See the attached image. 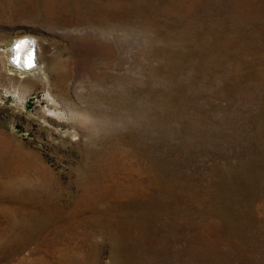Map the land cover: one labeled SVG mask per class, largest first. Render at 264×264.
I'll return each mask as SVG.
<instances>
[{
	"label": "rangeland",
	"instance_id": "obj_1",
	"mask_svg": "<svg viewBox=\"0 0 264 264\" xmlns=\"http://www.w3.org/2000/svg\"><path fill=\"white\" fill-rule=\"evenodd\" d=\"M0 264H264V0H0Z\"/></svg>",
	"mask_w": 264,
	"mask_h": 264
},
{
	"label": "bare ground",
	"instance_id": "obj_2",
	"mask_svg": "<svg viewBox=\"0 0 264 264\" xmlns=\"http://www.w3.org/2000/svg\"><path fill=\"white\" fill-rule=\"evenodd\" d=\"M24 38V37H23ZM30 40H32L30 38ZM29 38L27 39H20L17 44L13 47V53H12V56H14V60H15V64L18 66V62L20 63V65L22 67H28L26 65H29L31 66L32 65V61H33V57L36 58V61L37 60L39 61V59L41 58V53H42V49H41V44L40 42H36V41H30ZM34 44V49H35V52H31L30 50H28V47H31L32 44ZM20 66V67H21ZM21 67V68H22ZM34 67V66H33ZM32 67V68H33ZM30 69V68H29ZM26 70V69H25Z\"/></svg>",
	"mask_w": 264,
	"mask_h": 264
},
{
	"label": "water",
	"instance_id": "obj_3",
	"mask_svg": "<svg viewBox=\"0 0 264 264\" xmlns=\"http://www.w3.org/2000/svg\"><path fill=\"white\" fill-rule=\"evenodd\" d=\"M25 39H27V38H25ZM30 40V39H29ZM30 41H32V40H30ZM33 42V41H32ZM32 44V46L31 47H28V50H30L31 52L33 51V52H35V49L33 48L34 47V44L33 43H31ZM13 61L15 62V60L13 59ZM36 58L35 57H33V61H32V65L31 66H29V65H26V66H28V67H22L21 65H20V63L18 62V66L20 67H22V69H26V70H28L29 68L31 69L33 66H35V64H36Z\"/></svg>",
	"mask_w": 264,
	"mask_h": 264
}]
</instances>
